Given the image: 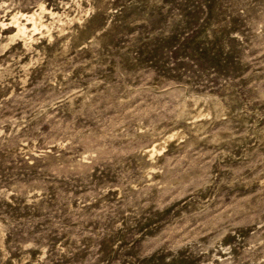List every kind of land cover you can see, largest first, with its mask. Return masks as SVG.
Here are the masks:
<instances>
[{
	"label": "rangeland",
	"instance_id": "1",
	"mask_svg": "<svg viewBox=\"0 0 264 264\" xmlns=\"http://www.w3.org/2000/svg\"><path fill=\"white\" fill-rule=\"evenodd\" d=\"M0 264H264V0H0Z\"/></svg>",
	"mask_w": 264,
	"mask_h": 264
}]
</instances>
